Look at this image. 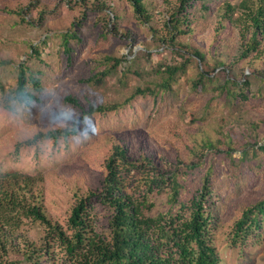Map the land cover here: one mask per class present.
I'll return each mask as SVG.
<instances>
[{"label":"rangeland","instance_id":"1","mask_svg":"<svg viewBox=\"0 0 264 264\" xmlns=\"http://www.w3.org/2000/svg\"><path fill=\"white\" fill-rule=\"evenodd\" d=\"M243 1L195 0L187 26L182 0H145L148 22L129 0H0V176L35 178L48 218L71 236L72 207L101 189L119 146L147 167L129 174L130 193L146 190L148 171L176 172L187 196L208 178L219 264H264V223L236 233L264 201V54L245 52L253 29L236 9ZM20 66L41 82L28 85L38 99L30 105L15 99ZM168 66L181 70L171 78ZM146 89L154 93L138 92ZM151 198L150 215L169 210V190ZM89 210L108 236L112 210L96 200ZM50 232L25 220L6 259L31 264L49 250L47 264H71Z\"/></svg>","mask_w":264,"mask_h":264},{"label":"trees","instance_id":"2","mask_svg":"<svg viewBox=\"0 0 264 264\" xmlns=\"http://www.w3.org/2000/svg\"><path fill=\"white\" fill-rule=\"evenodd\" d=\"M194 1L182 0L181 17L185 18L187 26L190 25V18H187L189 8H193ZM129 2L139 20H150L145 0ZM236 9L248 12L250 28L253 29L245 43V52L249 55L261 50L264 54V49H260V36H264V0H244ZM176 22L179 24L181 20L176 19ZM243 37L246 38L245 34ZM192 52L199 61H204L200 51ZM166 69L171 78L181 70L171 66ZM30 82L37 91L41 89L40 79L20 66L15 99L27 105L38 100L28 89ZM162 86L169 88V84ZM138 92L154 93L151 89ZM69 133L67 131L65 135ZM259 149L264 152V145ZM106 168L107 175L101 189L78 198L72 207L68 220L71 236L48 218L43 201L34 193L35 178L18 173L0 176V264H16L6 259L8 244L25 220L38 221L49 227L50 238L65 249L71 264H219L218 251L210 236L213 213L208 207V198L213 191L208 178L197 193L187 196L176 172L153 175L148 171L146 190L130 193L127 185L129 174L147 167L128 163L127 150L119 146L115 147ZM163 190H169L170 208L165 213L152 216L150 213L155 203L151 195ZM93 200L112 210L108 236L98 233L94 227L89 210ZM262 223L264 201L244 211L236 224V233L248 235L253 229L261 228ZM48 252L30 255L27 260L31 264H47L48 261L42 258Z\"/></svg>","mask_w":264,"mask_h":264}]
</instances>
